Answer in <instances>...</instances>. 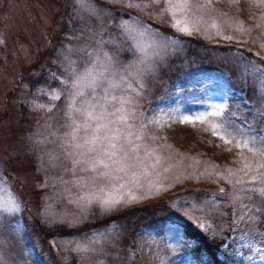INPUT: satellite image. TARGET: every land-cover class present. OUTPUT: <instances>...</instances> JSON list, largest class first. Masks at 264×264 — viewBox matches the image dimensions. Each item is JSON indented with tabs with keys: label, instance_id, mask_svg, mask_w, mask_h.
Instances as JSON below:
<instances>
[{
	"label": "rangeland",
	"instance_id": "obj_1",
	"mask_svg": "<svg viewBox=\"0 0 264 264\" xmlns=\"http://www.w3.org/2000/svg\"><path fill=\"white\" fill-rule=\"evenodd\" d=\"M34 60L61 88L8 100L0 264H197L176 222L264 264V154L233 142L264 139V0H0V90ZM36 223L66 234L40 243Z\"/></svg>",
	"mask_w": 264,
	"mask_h": 264
},
{
	"label": "trees",
	"instance_id": "obj_2",
	"mask_svg": "<svg viewBox=\"0 0 264 264\" xmlns=\"http://www.w3.org/2000/svg\"><path fill=\"white\" fill-rule=\"evenodd\" d=\"M116 16H120L121 19L123 20L128 18L125 14L116 13ZM53 21L54 19H51V22ZM158 23L159 25H155V24L153 25L159 27L160 31H168L163 21L158 22ZM45 34L47 37L48 31H46ZM117 48H118L117 50L111 49L113 53L116 55L117 60H121V61L127 60L128 59V55L126 53L127 44H125V42L118 41ZM188 68L190 69L187 70L186 73L182 74L181 76L177 78V83L179 85V87H177V90H179L181 92L180 94L182 95H185L186 91L188 90L190 91L191 89L195 88V86H193L192 80L196 79L198 75L203 74V71H193L191 67H188ZM48 73H50V71L48 72L44 70L43 65L41 64L40 60H34L29 65L25 66V68L22 69L20 73H18V76L13 78L15 79V81L10 83L7 88L5 89L3 88L2 90H0V96L4 95L3 99L1 100V104H0V125L4 124L8 118V113H7L8 100L14 94H17L19 92L21 86H23L24 88L26 84L27 91L29 93H32L33 91V94L37 86H40V85H44V86L46 85L49 88H55V89L61 88L60 82L55 80L54 78L51 77V81H49L50 79H49ZM34 74H36V76ZM56 75L59 76L58 73H56ZM242 96L246 97V94ZM41 98L42 100H44L43 96ZM54 105L56 106L57 109L62 107L63 97L61 95L58 96ZM28 123H29V120L25 117H22L18 119L17 121L19 128L25 126ZM31 124H32V119H31ZM13 143H19V142H13ZM10 146H11L10 150L16 156L17 160H19L20 158H23V160L28 159L27 155H25V159L22 156V154L26 152V151L24 152L21 150V148L24 149L22 147L23 145H20L19 143L20 150L18 149L19 147H15L13 146V144H11ZM14 149L18 151H15ZM9 156H11L10 153H9ZM0 159L2 160L1 155H0ZM20 165H21V168L24 169L23 164H20ZM127 212L128 211H120L118 213H115L114 215L111 214L101 219H94L91 223V226L97 227L99 225H102L101 222H103V224L105 225L106 222L118 220L121 217V215L124 216ZM153 218L154 217H152L151 220H153ZM158 221L160 220L157 218L155 222L159 223ZM161 222L163 221H160V223ZM176 224L177 226H179V231L182 234V236L190 244L188 253L195 259L197 264H229L230 263L229 261L221 258L218 255L217 244H215L213 241L209 240L205 235L197 231L190 223L176 222ZM88 226L89 224L87 223L83 228H87ZM33 232L36 234V236L40 238V243H45V241H47L48 239H51L54 236H64L66 234V228L65 227H49L47 224H44V223L43 224L36 223L35 230H33ZM130 240H131V235L126 238L125 243L129 244ZM45 250L48 251L46 247H45ZM49 258L55 263V257L51 255Z\"/></svg>",
	"mask_w": 264,
	"mask_h": 264
},
{
	"label": "snow or ice",
	"instance_id": "obj_3",
	"mask_svg": "<svg viewBox=\"0 0 264 264\" xmlns=\"http://www.w3.org/2000/svg\"><path fill=\"white\" fill-rule=\"evenodd\" d=\"M183 6H186V0H183ZM226 134L227 131L225 130ZM227 142V141H226ZM233 142L236 143L237 147L243 146V147H250L251 150L259 151L261 154H264V139H261L257 141L255 138H248V137H243L240 140H236L235 137H233ZM88 143V142H86ZM94 143V142H93ZM76 147H83L82 145H76ZM77 164L83 163L81 160H75L74 161ZM94 164H98V161H95L94 159ZM107 204V202H105Z\"/></svg>",
	"mask_w": 264,
	"mask_h": 264
}]
</instances>
